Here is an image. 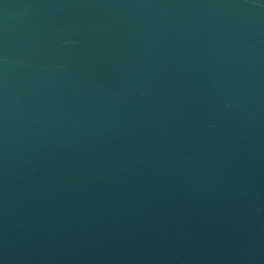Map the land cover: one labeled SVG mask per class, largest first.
Returning <instances> with one entry per match:
<instances>
[{
    "label": "water",
    "instance_id": "1",
    "mask_svg": "<svg viewBox=\"0 0 264 264\" xmlns=\"http://www.w3.org/2000/svg\"><path fill=\"white\" fill-rule=\"evenodd\" d=\"M0 264H264V0H0Z\"/></svg>",
    "mask_w": 264,
    "mask_h": 264
}]
</instances>
